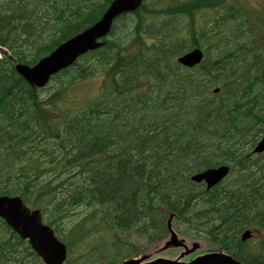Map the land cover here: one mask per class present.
Listing matches in <instances>:
<instances>
[{
	"label": "trees",
	"instance_id": "obj_1",
	"mask_svg": "<svg viewBox=\"0 0 264 264\" xmlns=\"http://www.w3.org/2000/svg\"><path fill=\"white\" fill-rule=\"evenodd\" d=\"M112 1L0 3V45L34 66L99 21ZM259 26L264 11L249 0H142L115 20L102 48L45 88L0 59V196L41 209L71 247L112 234L110 264L139 250L122 234L166 238L170 213L180 234L264 264V154L251 152L264 133ZM194 48L205 60L181 66L177 58ZM95 76L104 82L96 98L64 105ZM222 165L230 176L212 190L192 182ZM247 230L254 238L242 242ZM0 264H43L1 219Z\"/></svg>",
	"mask_w": 264,
	"mask_h": 264
},
{
	"label": "water",
	"instance_id": "obj_2",
	"mask_svg": "<svg viewBox=\"0 0 264 264\" xmlns=\"http://www.w3.org/2000/svg\"><path fill=\"white\" fill-rule=\"evenodd\" d=\"M140 2L141 0H114L98 22L60 45L54 52L33 67L17 64L10 53L2 47H0V57H8L19 74L28 83L43 88L48 84L52 76L73 65L80 56L101 48L103 43L100 40L110 33L115 19L125 13L135 12ZM203 56L201 50L195 49L180 58L179 62L186 67L192 68L201 63ZM257 151H264V141L260 144ZM228 172L227 168L208 170L194 176L193 180L196 182L205 181L208 184V188H211L219 183ZM0 217L23 239H28L33 249L47 264H62L65 261L67 256L66 247L55 238L52 229L43 224L41 212L39 210L31 211L20 197L1 196ZM169 232L171 237L166 242L164 250L171 247H186L185 241L180 240L172 229L171 220L169 221ZM250 237V232H247L243 235V240L245 241ZM197 249H199V244H194L193 249L188 250L186 254L192 253ZM146 259L148 258L144 256L141 259H131L123 264H243L223 253L201 256L190 263L180 262V259L173 261L163 258L143 263Z\"/></svg>",
	"mask_w": 264,
	"mask_h": 264
},
{
	"label": "rangeland",
	"instance_id": "obj_3",
	"mask_svg": "<svg viewBox=\"0 0 264 264\" xmlns=\"http://www.w3.org/2000/svg\"><path fill=\"white\" fill-rule=\"evenodd\" d=\"M9 0H0V3L7 2ZM251 7L258 10L261 9L264 11V3L263 0H249ZM207 13V12H206ZM252 17L251 19H253ZM207 19V15L202 16L199 21L198 25L205 21ZM169 20L173 21V18H169ZM252 22H254L252 20ZM123 23V22H122ZM161 29V28H159ZM256 37L258 39V46L264 50V26H259L256 28ZM103 78L101 76L98 77H92L91 79L87 81H83L79 83L74 91L73 96L71 97L70 102H66L64 105L66 106H82L83 105V98H96V96L99 94L100 90L103 87ZM53 86V85H51ZM54 87V86H53ZM86 103V99H85ZM72 106V107H73ZM81 211H83V208H79L76 210V216L72 217L73 219L81 215ZM124 240H127L130 243L136 244L140 251L136 256H147L149 260L156 259L158 257L168 258V259H175L181 255L183 252L182 249H170L162 251V246L164 244V240L160 241L159 243L150 244L145 239L137 236H127L123 237ZM193 241L200 242V249L194 253L195 255H202L206 254L212 251H216L215 245L209 244L207 242L201 241V240H192L187 239L188 245H191ZM115 242V239L112 236H106L104 238H100V235L96 237H92L90 239H87V241L81 245V247H76L73 260L75 264H98V252H94V250L98 249L99 247H103V251H106V249ZM191 247V246H190ZM212 250V251H211ZM193 255V254H191ZM189 255V256H191ZM135 256V257H136ZM188 258V257H187ZM185 258V260H187Z\"/></svg>",
	"mask_w": 264,
	"mask_h": 264
},
{
	"label": "bare ground",
	"instance_id": "obj_4",
	"mask_svg": "<svg viewBox=\"0 0 264 264\" xmlns=\"http://www.w3.org/2000/svg\"><path fill=\"white\" fill-rule=\"evenodd\" d=\"M142 5V0H141V2H140V4H139V7H138V9L137 10H139V8H140V6ZM197 184V183H196ZM163 210H165V211H167L165 208H162Z\"/></svg>",
	"mask_w": 264,
	"mask_h": 264
}]
</instances>
